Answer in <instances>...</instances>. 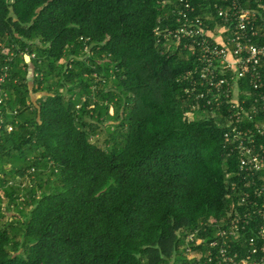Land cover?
Segmentation results:
<instances>
[{"label":"trees","instance_id":"16d2710c","mask_svg":"<svg viewBox=\"0 0 264 264\" xmlns=\"http://www.w3.org/2000/svg\"><path fill=\"white\" fill-rule=\"evenodd\" d=\"M188 1L208 23L215 1ZM179 4L0 0V264H182L229 217L248 180L227 105L188 116L197 56L155 34Z\"/></svg>","mask_w":264,"mask_h":264},{"label":"built area","instance_id":"2783aa9c","mask_svg":"<svg viewBox=\"0 0 264 264\" xmlns=\"http://www.w3.org/2000/svg\"><path fill=\"white\" fill-rule=\"evenodd\" d=\"M214 1L215 13L207 8L206 23L190 1L179 0L155 34L185 39L197 56L198 63L182 74L186 93L195 99L187 115L200 112L203 101L213 116L227 105L225 115L218 112L224 138L237 157L240 177L248 182L228 218L209 219L203 235L198 228L187 235L182 264H264V0ZM167 19L170 23L161 25ZM26 51L20 52L30 60L36 56ZM7 77V72L0 75V105L9 98Z\"/></svg>","mask_w":264,"mask_h":264},{"label":"rangeland","instance_id":"374dc122","mask_svg":"<svg viewBox=\"0 0 264 264\" xmlns=\"http://www.w3.org/2000/svg\"><path fill=\"white\" fill-rule=\"evenodd\" d=\"M110 113H113V108L110 109ZM102 136H103V135H102ZM23 182H24L26 185H28V183H29L28 178H27V177L24 178Z\"/></svg>","mask_w":264,"mask_h":264},{"label":"water","instance_id":"95a60500","mask_svg":"<svg viewBox=\"0 0 264 264\" xmlns=\"http://www.w3.org/2000/svg\"><path fill=\"white\" fill-rule=\"evenodd\" d=\"M25 59H26L27 62H30L29 56H26Z\"/></svg>","mask_w":264,"mask_h":264},{"label":"clouds","instance_id":"9594fccd","mask_svg":"<svg viewBox=\"0 0 264 264\" xmlns=\"http://www.w3.org/2000/svg\"><path fill=\"white\" fill-rule=\"evenodd\" d=\"M31 61V60H30Z\"/></svg>","mask_w":264,"mask_h":264}]
</instances>
